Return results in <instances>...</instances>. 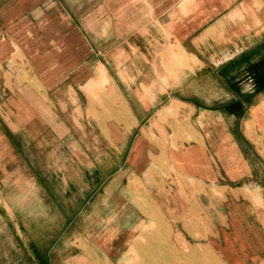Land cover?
Wrapping results in <instances>:
<instances>
[{
    "label": "crops",
    "instance_id": "crops-1",
    "mask_svg": "<svg viewBox=\"0 0 264 264\" xmlns=\"http://www.w3.org/2000/svg\"><path fill=\"white\" fill-rule=\"evenodd\" d=\"M264 264V0H0V264Z\"/></svg>",
    "mask_w": 264,
    "mask_h": 264
},
{
    "label": "rangeland",
    "instance_id": "rangeland-1",
    "mask_svg": "<svg viewBox=\"0 0 264 264\" xmlns=\"http://www.w3.org/2000/svg\"><path fill=\"white\" fill-rule=\"evenodd\" d=\"M202 254H204L203 256L205 257V255H206V252L204 251H200V264L201 263H205L203 260H204V257L202 256ZM215 263L216 264H219V262L218 261H215Z\"/></svg>",
    "mask_w": 264,
    "mask_h": 264
}]
</instances>
